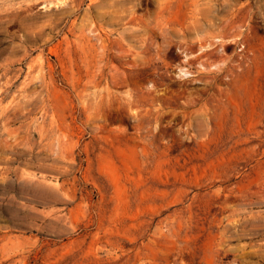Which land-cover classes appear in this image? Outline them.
Returning a JSON list of instances; mask_svg holds the SVG:
<instances>
[{
	"label": "rangeland",
	"instance_id": "rangeland-1",
	"mask_svg": "<svg viewBox=\"0 0 264 264\" xmlns=\"http://www.w3.org/2000/svg\"><path fill=\"white\" fill-rule=\"evenodd\" d=\"M0 264H264V0H0Z\"/></svg>",
	"mask_w": 264,
	"mask_h": 264
}]
</instances>
